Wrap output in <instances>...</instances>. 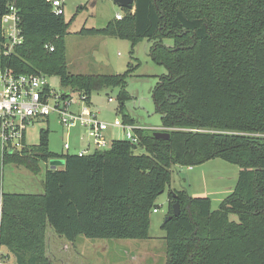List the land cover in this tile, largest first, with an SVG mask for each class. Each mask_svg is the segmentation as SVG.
Here are the masks:
<instances>
[{"label":"trees","instance_id":"1","mask_svg":"<svg viewBox=\"0 0 264 264\" xmlns=\"http://www.w3.org/2000/svg\"><path fill=\"white\" fill-rule=\"evenodd\" d=\"M10 7L21 43L4 56L0 26V67L56 77L62 95L84 97L88 106L92 93L117 88L121 122L135 126L124 110L134 67L117 75L71 73L64 45L70 21L54 14L50 0H0V20ZM121 11L120 20L79 34L127 40L132 48L151 43V61L167 72L151 93L161 128L136 126V145L114 140L82 156L51 153L48 131L40 130L37 146L4 154L2 165L33 175L50 159L64 164L45 170L41 194L0 193V247L14 264H52L47 227L69 243L79 236L147 240L155 201L168 188L165 264H264V0H134ZM211 159L239 168L233 191L214 211L208 198L170 190L173 167L191 170Z\"/></svg>","mask_w":264,"mask_h":264},{"label":"rangeland","instance_id":"2","mask_svg":"<svg viewBox=\"0 0 264 264\" xmlns=\"http://www.w3.org/2000/svg\"><path fill=\"white\" fill-rule=\"evenodd\" d=\"M62 14L65 22H69L64 38L66 61L69 71L74 74L86 75H117L124 73L130 65L133 71L126 80V92L129 100L124 103V110L139 128L159 130L160 116L152 101V90L158 79L166 75L162 66L154 64L149 57L151 43L142 40L133 48L127 40H118L103 36H84L79 31L82 28L102 29L106 24L122 15L121 9L112 0H63ZM163 44L171 46L172 41L165 39ZM83 71V72H81ZM46 81L56 93H61L56 77H46ZM119 89L92 93L89 107L96 113L101 122L111 124L114 120L121 121L117 112L116 101ZM77 104L80 103L76 94L72 95ZM112 102H109L108 99ZM40 130H47L48 150L56 155L75 154L76 146H84L88 139L84 132L78 129L69 134L76 138L66 137L64 129L53 116L48 119L33 122L25 127L24 143L34 148L39 144ZM78 130V131H77ZM107 140H125L119 128L107 130ZM69 150L63 149L64 142ZM109 146V145H108ZM93 150L92 145L88 153ZM136 154L144 153L137 148ZM63 160L54 158L39 165V172L33 175L23 167L13 164L2 165L0 162V193L41 194L43 175L46 169L62 168ZM239 168L221 159H211L204 164L188 170L187 167H173L170 190H183L192 198H208L211 210L231 194L236 184ZM168 188L156 201L157 214L150 215L147 240H94L79 236L75 243H69L56 236L47 227L45 231L46 256L52 264H165L166 253L164 232L161 224L167 214ZM236 220L235 216L230 217ZM1 264H14V259L6 255L2 248ZM6 252V253H5Z\"/></svg>","mask_w":264,"mask_h":264},{"label":"built area","instance_id":"3","mask_svg":"<svg viewBox=\"0 0 264 264\" xmlns=\"http://www.w3.org/2000/svg\"><path fill=\"white\" fill-rule=\"evenodd\" d=\"M50 2L54 14L62 15L63 0ZM115 19L120 20L121 15H116ZM18 21L14 7H10L8 13L0 20L3 38L1 52L4 56L10 54L14 45L21 43ZM79 100L80 103L77 104L72 95L56 93L44 76L15 75L7 68L0 67V157L20 152L26 145L25 127L51 116L64 129L67 138L71 130L75 128L83 130L88 139L87 147L91 144L93 149L108 147L110 143L105 134L110 128L121 129L125 140L134 145L138 143L137 137L133 135L136 126L125 125L119 120H114L111 124L101 122L97 119L96 113L84 102V97ZM108 101L112 102L110 98ZM63 149L66 152L69 150L67 141L64 142ZM85 154H88V149L77 155Z\"/></svg>","mask_w":264,"mask_h":264},{"label":"water","instance_id":"4","mask_svg":"<svg viewBox=\"0 0 264 264\" xmlns=\"http://www.w3.org/2000/svg\"><path fill=\"white\" fill-rule=\"evenodd\" d=\"M134 0H112V2L118 6L120 9H131L133 7ZM153 137L160 140H168L169 135L163 132H153ZM54 168V167H53ZM179 213V205L178 203H174L172 205V215L177 216Z\"/></svg>","mask_w":264,"mask_h":264},{"label":"crops","instance_id":"5","mask_svg":"<svg viewBox=\"0 0 264 264\" xmlns=\"http://www.w3.org/2000/svg\"><path fill=\"white\" fill-rule=\"evenodd\" d=\"M68 67H69V64H68ZM81 72H83V71H81ZM84 74H85V73H84ZM75 129H78V130L81 131V129H79V128H75ZM75 129H73V131H76ZM78 130H77V131H78ZM71 131H72V130H71ZM71 131H70V132H71ZM82 131H83V130H82ZM105 135H106V138H108V137H107V131H106V134H105ZM70 136H71V137H70ZM69 137H70V138H76L77 135H76V133L73 134V132H72V134H69ZM69 148H70V147H69ZM88 148H89V147H87V144L85 145V147H84V146H76L75 149H77V150H76V153H75V154H78L79 152H81V151H83V150H86V149H88ZM93 150H94V149H93ZM93 150H92V151H93ZM92 151H91V152H92ZM91 152H90V153H91ZM192 169H193V168H192ZM192 169H191V170H192ZM155 214H157V213H155Z\"/></svg>","mask_w":264,"mask_h":264}]
</instances>
